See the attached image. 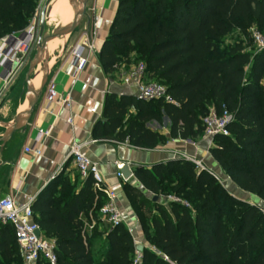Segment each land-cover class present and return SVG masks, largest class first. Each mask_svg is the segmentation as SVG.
Returning a JSON list of instances; mask_svg holds the SVG:
<instances>
[{
  "label": "trees",
  "instance_id": "obj_1",
  "mask_svg": "<svg viewBox=\"0 0 264 264\" xmlns=\"http://www.w3.org/2000/svg\"><path fill=\"white\" fill-rule=\"evenodd\" d=\"M36 1L0 0V38L26 28ZM252 27L264 33V0H118L97 55L102 71L115 72L132 55L134 64L144 63L146 80L164 85L172 102L106 94L93 138L151 150L165 138L149 122L165 120L171 138L193 140L203 135L209 109H225L233 118L229 135L216 136L209 154L229 181L264 206V49L221 45L233 29L246 37ZM170 173L180 181H171L170 190L181 202L168 201V209L124 186L143 238L157 252L143 247L141 264H264L259 205L232 196L210 171L189 161L133 170L141 187L157 196L168 190L163 183ZM103 203L90 179L77 190L62 175L32 201L35 223L54 241L57 264H131L136 247L123 224L106 227L102 247L92 252L102 234L87 233L83 218L98 223ZM146 205L154 208L148 224ZM0 264H23L9 225H0Z\"/></svg>",
  "mask_w": 264,
  "mask_h": 264
},
{
  "label": "crops",
  "instance_id": "obj_2",
  "mask_svg": "<svg viewBox=\"0 0 264 264\" xmlns=\"http://www.w3.org/2000/svg\"><path fill=\"white\" fill-rule=\"evenodd\" d=\"M54 3L55 0H51L49 11L58 15L65 1L57 0V4L54 5ZM116 5L117 1L115 0H95L91 17L86 19L69 50H61L55 56L53 66L50 65L49 57V79L47 81L55 82L56 90L61 97L66 94L69 95L70 107L66 108L59 101L46 106L43 102L44 87L40 101L36 104L27 126L23 130L13 133L4 144L0 143V198L10 196L18 204L29 200L33 201L59 175H62L77 186V190H80L84 179L81 177L76 179L72 176L73 164L68 158L67 146L72 141H89L85 147V152L91 160L97 163L105 183L117 190L119 194L118 204L123 215L124 225L135 227L136 236L144 242L141 222L131 206L124 186L135 189L151 201L157 195H152L141 187L133 176L135 168L150 169L156 164L173 160L176 155L185 152L202 159L211 173L224 178L228 185L237 191L242 193L243 191L229 181L219 165L213 161L209 154V149L213 146L211 139L203 135L184 142L180 139L171 138L167 129L165 133H162L167 139L165 145L163 147L157 146L151 150L129 146L127 143L95 140L93 138L95 125L103 121L102 111L105 95L112 93L117 96H134L135 94L133 86H124L120 82V76L135 65L132 60H129L131 61L129 63L120 64L115 72L105 74L97 57L104 40L108 36ZM96 19L98 21L95 30L97 53L89 57L85 69L77 77H74V66L70 52L73 46L87 35L86 30ZM4 86L5 84L0 78V89ZM23 108L24 103H19L13 111L4 109L0 121L11 122ZM68 118L71 120V124L66 121ZM39 130H48V133L42 135ZM3 132L4 128L0 126V136ZM36 140L41 149V155L37 157L33 156L31 152H26V148L33 146ZM90 140H95V142H90ZM124 166L129 169L130 176L126 179L123 176L121 178L116 177V172L121 173ZM256 200L257 205L262 207L263 204L257 198ZM153 202L160 203L168 209L166 198L161 195L157 196V200ZM80 218L83 216L80 215ZM93 222V229L102 234L101 238L99 237L97 240H103L104 229L108 226L99 220L98 223H95L89 217V220L83 218L84 228ZM98 226L99 228H97Z\"/></svg>",
  "mask_w": 264,
  "mask_h": 264
},
{
  "label": "built area",
  "instance_id": "obj_3",
  "mask_svg": "<svg viewBox=\"0 0 264 264\" xmlns=\"http://www.w3.org/2000/svg\"><path fill=\"white\" fill-rule=\"evenodd\" d=\"M45 1L46 0L36 1V7L31 17V22L28 23L25 29L9 33L0 38V78L4 84L12 79L21 64L22 58L29 56L33 51L39 26V23L37 25V20L38 17H40V10ZM97 24V19L93 20L86 30L87 35L76 43L70 52L74 66V77H77L85 69L89 62V57L97 53L95 46V30ZM249 34L256 50H263L264 33L252 27L249 29ZM120 82L124 86H133L135 88L134 97L137 99L144 101L162 100L164 102H172L170 97L166 94L164 85L155 81L146 80L145 65L142 62L135 64L128 72L121 75ZM56 101L61 102L66 108L70 107L69 95L66 94L61 97L56 90L55 82L49 81L45 86L43 102L46 106H49ZM232 119L231 113L225 109L219 113L214 109H209L208 113L202 119L203 136L211 139V144L213 145V139L216 136L229 135L227 125ZM66 121L71 124L69 118L66 119ZM39 133L46 135L48 130H39ZM181 141L186 142V140ZM90 142H95V140H90ZM88 143L89 141H72L69 143L67 146L68 158L71 159L79 176L84 180L90 179L92 189L94 191H99L104 198V203L98 211V220L105 223L111 229L121 224L124 225L123 215L118 204L119 194L117 190L105 183L97 163L91 160L86 154L85 147ZM26 152H31L35 157L40 156L41 149L38 141L36 140L30 148H26ZM178 156L184 161L191 162L197 170L210 171L204 161L197 158L195 155L182 152ZM213 175L223 186L220 177L215 174ZM116 177L121 178V173L116 172ZM165 198L166 202H181L175 197L169 196ZM31 203L32 200L18 204L10 196L1 197L0 225H9L12 228L23 264H37L38 261H45L47 264H57L54 241L43 236L39 226L35 223L34 215L31 210ZM261 211L264 214V207H261ZM93 227L94 222L84 229L89 233ZM125 227L135 247H145L157 253L156 250L149 247L145 241L142 242L139 240L136 236L135 227L131 225H126ZM160 256L163 260L169 262L166 256ZM141 258V252L135 250L131 264H141Z\"/></svg>",
  "mask_w": 264,
  "mask_h": 264
},
{
  "label": "rangeland",
  "instance_id": "obj_4",
  "mask_svg": "<svg viewBox=\"0 0 264 264\" xmlns=\"http://www.w3.org/2000/svg\"><path fill=\"white\" fill-rule=\"evenodd\" d=\"M63 1H65V0H63ZM94 1L95 0H88L87 1L85 16H84L82 22L79 24V26L74 30V32L69 34V35H67V36H65V37L56 38L55 41L53 42L52 50H50V51L48 50V54H49V57H50V65L51 66L54 65L55 56L61 50L63 51V49L69 50L70 46L74 43L75 39L78 37L79 32L81 31L84 22L86 21V19H88V17L89 18L91 17V12H92V7H93V4H94ZM115 1H118V0H115ZM56 4H57V0H55L54 5H56ZM63 6L60 9V13H61V11L63 9ZM49 8H50V6H49ZM59 14L56 15L55 13L49 11L48 17H47V19L45 21V26H44V32L46 34H50L54 28L62 26L63 20L61 18L57 19ZM30 22H31V18H30L28 23H30ZM38 23H39V17H38V20H37V25H38ZM236 43L241 44L243 50H246V51H248L250 53L256 52V48H255V46H254V44L252 42V39L250 38V34L248 33V35L246 37H244L237 29H233L224 38V40L222 41L221 45L222 46L234 45ZM33 53H34V48H33V51L31 52V54L29 56H26V57L22 58L21 64L18 67V69L16 70V72H15L14 76L12 77V79L8 83H6L5 86L2 89H0V118H2V116H3L4 109L13 111L14 107L17 104L25 103V101H26V96H25L26 91H25V86H24V74H25L28 62L30 61ZM132 57H134V56L131 55V57H128V61H126L127 60L126 59V60H124V63L131 62L129 60H132ZM246 70H248V67H246ZM36 77L39 78L38 79L39 83H38V86L35 89H38L39 86H40V79L42 77V71H41V66L40 65L37 66L35 71L31 74L30 79L34 80V78H36ZM48 79H49V76H48ZM47 83H48V81H47ZM262 83L264 84V80L262 81ZM39 101H38V103H39ZM149 127L152 130L157 131V132L162 134V133H165L166 130L168 129V123H166V121L163 120L162 125H158L155 122L151 121V122H149ZM164 138H165V136H164ZM166 140L167 139L165 138V142L159 144L158 147H163L165 145V143H166ZM173 160L174 161H179V160H182V158L180 156L176 155V157L173 158ZM72 168H73L71 170L72 176L73 177L78 176L80 178V176L77 173V171L75 170L74 166ZM165 176H166V178L168 180H166L163 183V186L168 187V190L165 191V193H163V195H161V196L162 197H169L170 196V197L177 198L176 196L173 195L174 192H171V190H170L172 188L171 181H175L174 182L175 185L177 183H180V181L178 179H175V177L173 176V173L165 174ZM219 177H220L221 183L223 184V186L225 187V189L227 190V192L229 194H231L232 196H234V197H236L238 199L244 200V201L248 202L249 204H255V205L258 204L257 200H256V198L254 196H250V195H247L244 192L242 193L240 191H237L234 187L228 185V183L226 182V180L224 178L221 179L222 177L221 176H219ZM177 199L180 200L179 198H177ZM165 205H166V203H165ZM262 207H264V206H262ZM151 214H154V208L152 206H150V205H146V207L144 209V212H142L143 220H144V222L146 224H148V220H149V217L151 216ZM97 228H99V226ZM102 244H103L102 240H97L95 242V244L92 246V252L94 253V255L97 254L98 250H100V248L102 247Z\"/></svg>",
  "mask_w": 264,
  "mask_h": 264
},
{
  "label": "water",
  "instance_id": "obj_5",
  "mask_svg": "<svg viewBox=\"0 0 264 264\" xmlns=\"http://www.w3.org/2000/svg\"><path fill=\"white\" fill-rule=\"evenodd\" d=\"M88 0H68L69 4L73 8V18L72 20L64 25L56 27L52 30L50 34L44 32L45 21L49 13V5L51 0H46L41 7L39 26L37 32V39L34 46V53L28 62L25 74H24V86H25V96L27 100V105L14 117L11 122H1L0 126L4 128V132L0 136V143L4 144L10 139L13 133L23 130L29 123L30 117L33 110L40 100L44 87L48 80L49 75V54H48V43L55 38L65 37L74 32V30L82 22L85 13L86 5ZM41 66L42 77L40 79V86L35 89L32 80L30 79L31 74L35 71L37 66ZM121 174L124 179L130 176L129 169L124 166L121 170ZM157 200V196L153 197V201ZM136 251L141 252L142 247L137 246Z\"/></svg>",
  "mask_w": 264,
  "mask_h": 264
},
{
  "label": "bare ground",
  "instance_id": "obj_6",
  "mask_svg": "<svg viewBox=\"0 0 264 264\" xmlns=\"http://www.w3.org/2000/svg\"><path fill=\"white\" fill-rule=\"evenodd\" d=\"M58 18H61L63 20V24L62 26L68 24L72 18H73V8L72 6L68 3L67 0H65V3H64V6H63V9L61 11V13L59 14V16L57 17ZM56 19V20H57ZM55 20V21H56ZM59 21V20H58ZM54 25V24H53ZM56 39V38H55ZM55 39H52L49 43H48V50H52L53 48V42L55 41ZM38 77L34 78V80H32V84L34 86V88H36L38 86ZM27 105V100L25 101L24 103V106Z\"/></svg>",
  "mask_w": 264,
  "mask_h": 264
}]
</instances>
